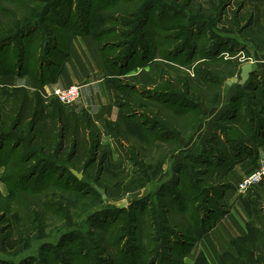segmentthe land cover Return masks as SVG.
<instances>
[{
	"label": "trees",
	"instance_id": "trees-1",
	"mask_svg": "<svg viewBox=\"0 0 264 264\" xmlns=\"http://www.w3.org/2000/svg\"><path fill=\"white\" fill-rule=\"evenodd\" d=\"M162 1H164L162 7L173 9L171 4H166L167 0ZM159 2L158 0H0V79L6 74H30L40 83L54 81L61 70L73 34H88L96 38L105 65L111 72H116L114 66L121 54L108 50L109 42L102 44L99 41L101 37L111 32V29L105 25L107 20L118 21L119 15H122L123 22L127 21L131 24L133 19L139 18V25L144 27L150 19H147L150 15L149 10L159 5ZM213 4L217 7L219 0H213ZM251 4L252 12L260 13V9L264 8V0H252ZM123 6H126L125 9ZM76 9L78 11H75ZM161 12L160 18L164 15V11ZM149 21V28L147 25L146 29L144 27L142 41L139 44L142 46L141 59L151 57L153 60L163 57L161 48L164 43L160 39H169V36L161 34V31H155L158 34L152 32L150 25L153 19ZM194 25L196 26V23ZM191 26L192 23L188 31ZM159 29L163 30L165 27L160 26ZM61 43L65 47L59 53L62 59L58 62L45 63L46 55L53 50L58 51ZM182 45L184 44L170 46V51L165 52V56L168 53V56L178 61ZM186 48H189L188 44ZM192 48L194 50V47ZM134 50H128L125 56L136 53L137 49ZM211 55L215 56L213 59L220 58L216 56L218 55L216 52ZM202 61L204 63L201 62L196 71L199 76L198 81L208 89L216 85L219 93L223 87L221 83L227 80V77L235 76L239 65L237 62L226 60V63H232L233 69L229 75H226V79L221 78L224 79L221 82L220 78L213 77L209 71L202 69L201 66L207 65L205 62L208 59L205 57ZM146 74L148 72L143 69L138 74L127 77V80L134 79L142 83L140 78ZM263 75L254 70L246 84L238 85L240 92L235 95L233 101L247 94L248 103L241 104L246 112L241 120L237 118L239 109L233 107L231 109L233 115L229 118L250 131V136H258V147L264 145V86L261 89L259 86L261 82L264 83ZM172 80L174 83L186 84L187 88L192 85L189 77H178L177 80L172 78ZM117 81L122 82V80ZM143 82L146 88L156 85L152 77ZM114 85L120 92L122 89H127L125 83L119 82ZM132 85L137 86L135 83ZM7 88L4 94L0 85V167L4 168L1 181L9 186L8 196L16 198L22 194L21 192L37 196L53 188L67 193L76 200H86L91 194H95L101 205L88 213L87 223L90 226L88 229L81 228L80 224L60 237L64 241H69V244L63 245L58 242L59 249L62 250L64 247L66 249L62 252H49L52 254L49 258L51 264H182L183 258L191 251L196 241L225 213L222 193L230 185L226 182L221 184L219 195L213 199V193L199 186V181H197L198 185L197 182L195 184L191 182L188 173L183 183L163 182L157 186L152 201L146 196L142 200L140 198L130 201L128 207L106 205L96 186L94 189L90 188V182H99L104 164L113 158V153L102 148L103 132L92 116L87 111H83L80 115L68 114L59 102L53 104L51 110L47 111V105L39 91L30 92L25 87ZM156 93L150 94L152 99L175 108L176 114H186L192 110V107H197L196 104L192 106L188 103L185 100L188 98H184L177 91L167 90ZM170 98H176L180 103L171 104L167 100ZM116 103L121 109L126 128L119 122L107 121L106 134L120 153L130 139V132L142 127L153 133L159 125L152 124L143 115L138 117L137 99L132 94L128 92L119 94ZM141 138L147 139L148 136L144 133ZM231 141L227 143L234 144L230 143ZM229 153L233 155L234 161L221 177H224L233 164L247 154L252 157L258 156V148L244 153L241 145H237L231 148ZM216 158L221 164L225 160L219 156ZM94 167L98 168V171ZM72 168L83 172L82 179L77 178L71 171ZM178 168L181 171L185 166L181 165ZM83 184L89 188L85 189L82 187ZM171 187L179 190L175 191ZM206 192L208 196L200 200ZM163 198L169 200L175 212L189 216L193 234L186 235L180 231V223L173 221L176 214L172 217L168 216L169 209L160 201ZM212 204L216 207L213 208ZM246 205L252 217L248 224V235L235 240L238 256L226 253L223 264H264V238L255 234L257 229L253 223L258 220L256 218L258 210L252 208L250 202ZM49 210L52 211L53 207ZM137 212L141 216L140 219L135 214ZM139 224L147 225L152 229L150 233H146L147 242H143L142 236L135 235ZM168 224L172 225L168 226ZM173 252L177 254L174 255ZM172 255L176 258L172 259ZM12 262V259H5L0 264ZM29 263H31L29 260L23 259L18 264ZM197 264L209 263L201 255L197 259Z\"/></svg>",
	"mask_w": 264,
	"mask_h": 264
},
{
	"label": "rangeland",
	"instance_id": "rangeland-1",
	"mask_svg": "<svg viewBox=\"0 0 264 264\" xmlns=\"http://www.w3.org/2000/svg\"><path fill=\"white\" fill-rule=\"evenodd\" d=\"M158 1H160L159 5L149 10L150 15H147V19H153L150 25L152 32L161 31V34L169 36V39H160L164 43L161 48L163 57L153 60L151 57L141 59L142 46L139 42L142 41L144 27L146 29L147 25L149 28L150 19L144 27L139 25V18L133 19L131 24L127 21L123 22L122 15H119L120 20L118 21L109 19L105 25L111 29V32L99 40L102 44L109 42L110 49L108 50L121 54L114 66L116 72L112 74L114 84L119 82L127 84L125 86L127 89H122L119 94L123 92L132 94L137 99L136 114L138 117L143 115L152 124L159 125L153 133L142 127L130 132V139L120 153L109 136H102V148L112 151L113 158L104 164V171L98 184L91 181L90 188L94 189L98 185L106 190L107 198L104 199L102 196V201L106 205L111 200L120 199H127L130 204V201L140 198L142 200L146 196L152 201L153 193L157 191V186L161 183L176 181L183 183L188 175L191 177V182L195 184L199 181V186L212 192L214 197L212 198L216 199L222 189L221 184L226 181L225 177L221 176L234 161L233 155L229 153L231 148L241 145L244 153L258 148V136H250V131L241 127L235 120H229L233 115V113L231 115L233 107L239 109L237 118L243 119L246 109L241 104L248 103L247 94L233 101L235 95L240 92L238 85L227 84L232 77H227V80L223 82L224 79L221 78H225L233 69L232 63H226V60L239 64L235 76H239L240 66L246 62L253 63V66L255 64L264 67V18L262 14L252 12V0L251 2L249 0H219L217 7H214L213 0H167L166 4H171L173 9L162 7L164 1ZM125 7L123 6L124 9ZM161 11H164V15L160 18ZM191 23L192 26L188 31ZM160 26L165 29L160 30ZM177 36L178 38H175ZM17 42L16 40L15 43ZM176 44H184L181 46L182 51L178 61L168 56V53L165 56V52L170 51V48ZM64 48L61 43L58 51L53 50L46 55L45 63L61 60L62 56L59 53ZM130 49H137V52L130 53L126 57L125 53ZM214 51L218 53L216 56H219V59H213L215 56L211 54L215 53ZM205 57L208 59L205 62L207 65L201 67L209 71L213 77L220 78L223 86L220 93L216 85L208 89L198 81L199 76L196 71L204 63L202 58ZM143 69L148 74L140 78L142 83L134 79L127 80V77L138 74ZM150 77L156 85L146 88L143 81L146 82ZM178 77H189L192 85L187 88L186 84L174 83L172 78L177 80ZM117 80H122V82ZM134 83L136 87H133ZM0 85L5 94L9 86L2 82ZM259 86L261 89L264 83L261 82ZM167 90L179 92L184 98H188L185 99L188 103L192 106L196 104L197 107H192L193 111L190 113L176 114L175 108H170L150 96L151 93L157 94V91ZM167 100L171 104L180 103L176 98ZM46 101L51 106L59 102L53 96ZM227 102L229 110L218 116L220 108ZM207 120L208 122L214 120L210 135L193 136L194 133H198L200 125ZM167 130L171 132L167 133L169 136H166ZM144 133L148 136L147 139L141 138ZM229 140H232L230 143L234 144L227 143ZM217 156L225 159L222 164L219 163ZM180 159L181 164L175 163V160ZM181 165L185 168L180 171L178 167ZM263 183L264 180L250 189L254 194L251 197H255L252 208L258 210L256 212L258 220L253 222L257 229L255 234L261 238H264ZM0 184L2 187H0V263L5 259H12L11 264H18L24 259L29 260L31 262L29 264H51L49 258L52 254L49 252H62L66 249V247L59 249L58 242L63 245L69 244V241H64L60 237L80 224L81 228L88 229L90 227L87 223L88 213L101 207L95 194H91L86 200H76L63 191L49 188L37 196L21 192V195L12 198L8 196L10 192L7 183L0 182ZM82 187L89 188L85 184ZM171 188L175 191L179 190ZM207 196L206 192L200 200ZM160 201L166 205L165 208L169 209L168 216L172 217L176 214L173 221L180 223V231L186 235L194 233L189 216L175 212L169 200L163 198ZM211 206L216 207L215 204ZM52 207L53 210H49ZM135 214L139 219L141 218L138 212ZM171 225L168 224V226ZM150 230L152 229L147 225L139 224L135 235L142 236L143 242H147L146 233H150ZM234 256L237 257L238 254ZM173 258L176 257L172 255Z\"/></svg>",
	"mask_w": 264,
	"mask_h": 264
},
{
	"label": "crops",
	"instance_id": "crops-1",
	"mask_svg": "<svg viewBox=\"0 0 264 264\" xmlns=\"http://www.w3.org/2000/svg\"><path fill=\"white\" fill-rule=\"evenodd\" d=\"M260 13L264 18V8L260 9ZM254 70L264 73L262 66L254 64ZM112 73L105 65L98 40L88 34H73L69 40L61 70L54 81L48 80L45 83H40L30 74H6L1 77L0 82L9 87H25L30 92L39 91L44 100L52 97L53 90L57 86L80 85L81 94L75 104L68 107L62 106L68 114L80 115L83 111H87L103 132L102 136L106 137L108 136L106 134L107 121L119 122L126 128L121 109L116 103L119 90L112 81ZM46 100L47 111H50L52 106L48 105ZM227 110H229L228 102L220 108L218 116ZM192 111L190 110L189 113ZM213 121L208 122L207 120L202 123L198 133H194L193 136H209L212 132ZM167 132L171 133L169 130ZM262 158H264V145L258 147V156L252 157L247 154L226 172L225 182L230 187L222 193L225 213L209 231L196 241L191 251L183 258L182 264H197V259L201 255L209 264H223V257L226 253L238 254L235 240L248 235V224L252 217L246 204L250 202L253 205L255 197H251L254 196L252 190L244 194L240 193L237 190V185L245 175L258 166L259 160ZM181 162V159L175 160L177 164H181ZM3 171L4 168L0 167V177ZM0 182H2L1 178Z\"/></svg>",
	"mask_w": 264,
	"mask_h": 264
},
{
	"label": "built area",
	"instance_id": "built-area-1",
	"mask_svg": "<svg viewBox=\"0 0 264 264\" xmlns=\"http://www.w3.org/2000/svg\"><path fill=\"white\" fill-rule=\"evenodd\" d=\"M81 86L71 84L67 87L57 86L54 88L52 96L56 98L62 105L70 106L75 104L81 94ZM264 180V158L259 160L258 166L245 175L237 185V190L244 194L253 187L257 186Z\"/></svg>",
	"mask_w": 264,
	"mask_h": 264
},
{
	"label": "water",
	"instance_id": "water-1",
	"mask_svg": "<svg viewBox=\"0 0 264 264\" xmlns=\"http://www.w3.org/2000/svg\"><path fill=\"white\" fill-rule=\"evenodd\" d=\"M253 72H254L253 63L251 62L243 63L240 66L239 76L232 77L231 79L227 81V84L228 85H233V84L244 85L249 81ZM71 171L77 176V178L82 179L83 177L82 171H78L75 168H72ZM96 189L98 190L100 194H102L104 199L107 198L106 190L104 188L96 185ZM109 204L122 208V207H128L129 201L127 199L111 200L109 201Z\"/></svg>",
	"mask_w": 264,
	"mask_h": 264
}]
</instances>
